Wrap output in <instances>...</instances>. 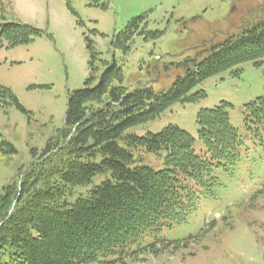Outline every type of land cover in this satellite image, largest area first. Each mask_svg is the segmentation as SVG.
Returning a JSON list of instances; mask_svg holds the SVG:
<instances>
[{
  "label": "trees",
  "instance_id": "1",
  "mask_svg": "<svg viewBox=\"0 0 264 264\" xmlns=\"http://www.w3.org/2000/svg\"><path fill=\"white\" fill-rule=\"evenodd\" d=\"M145 15L130 19L111 41L113 51L126 54L137 34L158 36L141 26ZM39 30L21 23H0V43H28ZM89 52L88 77L69 93L59 141H48L19 179L0 193V264H118L143 253L156 254L171 245L155 237L164 227L181 224L196 210L200 197L217 183L214 168L236 165L243 136L229 120V103L197 113V139L177 125L144 135L131 127L157 118L175 102L205 96L189 91L205 78L246 61L264 63V17L242 23L223 40H210L193 56L176 63L183 72L166 90L143 86L128 89L114 56L106 60L84 34ZM17 107L16 97L6 87ZM244 128L264 144V96L244 105ZM143 150L159 155L163 167L141 163ZM109 173L85 196L67 201L72 187L86 186L97 174ZM191 239L184 238V240Z\"/></svg>",
  "mask_w": 264,
  "mask_h": 264
},
{
  "label": "rangeland",
  "instance_id": "2",
  "mask_svg": "<svg viewBox=\"0 0 264 264\" xmlns=\"http://www.w3.org/2000/svg\"><path fill=\"white\" fill-rule=\"evenodd\" d=\"M142 15L140 27L146 24V31L159 35L137 34L126 54L113 51L114 36ZM261 17L264 0H0V23L39 30L28 43H0V86L23 107L0 88V193L19 179L18 173L29 168L48 141L60 140L67 97L83 87L89 73L84 34L104 59L114 56L124 87L160 91L183 72L175 64L193 56L199 46L213 38L219 42L242 23ZM199 90L205 91L203 98L175 102L127 132L141 136L177 125L195 138L194 150L200 155L204 145L197 139V113L226 102L230 123L243 136L239 160L228 171L213 169L217 183L183 223L146 238L151 242L157 237L170 246L118 264H264V144L245 130L243 113L246 103L264 96V63H240L205 78L188 94ZM134 154L153 169L163 167V152ZM107 177L109 173L97 174L88 185L72 187L67 201L85 196Z\"/></svg>",
  "mask_w": 264,
  "mask_h": 264
}]
</instances>
